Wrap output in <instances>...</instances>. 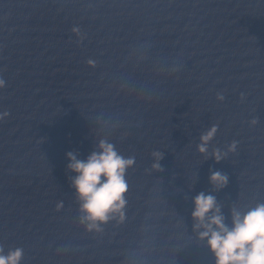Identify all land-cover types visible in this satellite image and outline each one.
<instances>
[{
  "label": "clouds",
  "instance_id": "obj_1",
  "mask_svg": "<svg viewBox=\"0 0 264 264\" xmlns=\"http://www.w3.org/2000/svg\"><path fill=\"white\" fill-rule=\"evenodd\" d=\"M73 33L79 35L80 29L74 27ZM89 66L94 67L95 61L89 60ZM6 87V81L0 78V89ZM243 99V94H241ZM223 101L222 94L217 95ZM10 115L5 111L0 113V120ZM258 118H253L250 125L255 126ZM218 130L212 125L200 135V143L196 145L197 151L205 156L208 154V145ZM237 141H232L227 152L213 149L211 156L218 163L224 159L228 152H234ZM95 151L91 152L85 160L77 158L74 152H68L67 168L76 175L71 178V187L79 202V222L86 231H102V225L111 220L125 219L127 205L126 193L128 182L127 170L136 163L134 156L121 155L114 144L105 139L99 140ZM154 170L163 171L160 161L163 153H152ZM228 175L221 171L210 169L209 183L216 190L227 186ZM194 209L191 213L193 232L197 239L206 241L207 247L215 257L216 264H264V203H257L247 211L237 207L231 208V227L226 225L225 216L221 212V205L212 194L200 192L193 199ZM63 201H58L56 210L63 208ZM24 257L23 248L9 249L5 254L3 245H0V264H20Z\"/></svg>",
  "mask_w": 264,
  "mask_h": 264
}]
</instances>
